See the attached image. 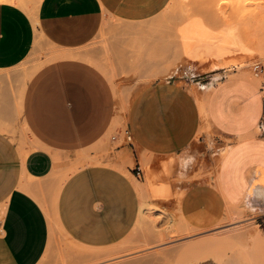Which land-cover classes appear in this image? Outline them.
I'll use <instances>...</instances> for the list:
<instances>
[{
  "label": "crops",
  "instance_id": "obj_1",
  "mask_svg": "<svg viewBox=\"0 0 264 264\" xmlns=\"http://www.w3.org/2000/svg\"><path fill=\"white\" fill-rule=\"evenodd\" d=\"M169 2L37 0L34 16L18 0L0 2V69L21 62L37 35L56 50L72 53L43 65L26 83L21 119L35 140L34 147L22 154L17 143L0 131V264L42 260L53 229L47 215L51 211L66 237L79 246L71 256L90 261L110 255L111 251L94 249L111 246L132 230L140 194L131 176L108 162L123 163L140 183L141 173L135 174L140 160L152 157V174L168 168L157 174V188L183 193L180 208L190 225L206 227L227 205L244 202L257 210L258 220L264 223V89L250 76L217 70L216 76L206 74L183 85L171 78L155 79L132 93L124 118L118 111L117 84L91 57L78 52L105 33L109 18L137 24L135 30L134 25L118 27V33L149 37L145 21ZM119 50L111 46L110 59ZM140 58L141 68H136L141 73L133 77L145 75L144 41L135 63ZM195 84L201 90L197 93L202 107L191 91ZM119 117L124 119L130 144L100 157L103 163L83 162L53 196L54 183L47 181L52 171L67 169L115 127ZM208 133L217 145L226 147L214 180L206 176L176 181L197 174L193 143L197 137L203 141ZM117 139L118 135L112 137L113 142ZM260 238V233L245 228L232 243ZM200 242L199 249L211 246L208 238ZM209 258L201 257L199 264H214Z\"/></svg>",
  "mask_w": 264,
  "mask_h": 264
},
{
  "label": "rangeland",
  "instance_id": "obj_2",
  "mask_svg": "<svg viewBox=\"0 0 264 264\" xmlns=\"http://www.w3.org/2000/svg\"><path fill=\"white\" fill-rule=\"evenodd\" d=\"M18 1L32 16L35 15L33 10L37 0H33L32 7L28 6L29 0ZM193 16H199L204 24L212 29L235 25V32L248 51L227 57L221 62H204V65L199 63V66L188 63L185 58H179L175 45L176 28ZM108 25L105 33L99 34L78 52L91 57L92 62L101 67L107 77L117 84L118 93L121 98L127 99L126 103L139 86L155 79L171 78L183 85L186 82L191 83L194 78L199 80L198 78L206 74L216 76L217 70L229 72L237 70L240 75L250 76L259 89L263 90L264 0H170L158 15L145 21L149 37L144 39L137 37L136 34H121L115 31L118 27L130 28L133 25L135 30L136 23L109 18ZM143 41L145 75L133 77L132 74L141 73L137 68L141 66L142 59L135 62L137 56L141 55ZM111 46L120 49L117 57L115 55L113 59H110L109 55ZM53 49L56 50L58 47L43 41L38 35L32 50L21 62L0 69V131L17 143L22 154H26L35 145V140L32 141L33 138L24 128L21 119L23 88L31 78L29 74L32 71L34 74L43 65L54 61L48 60L49 54L52 55L50 50ZM254 64H259L261 72L253 70ZM161 73L168 75L160 76ZM191 88L201 91L197 84ZM117 120L115 127L118 129L115 127L109 129L95 146L87 149L88 154L93 157L92 161L98 159L95 163H103L99 160H103L100 157L107 156L117 146L130 144L131 140H127L126 136L124 119ZM205 125L206 117L204 122L202 121L201 129ZM115 135H118V139L113 142L112 137ZM193 145L197 147L193 152L196 155L193 165L198 168L197 174L186 179L176 178V181H190L191 178L200 179L206 176L208 181H213L218 158L222 156L226 147L217 145L210 133L203 141L197 137ZM92 150L95 151L94 155H91ZM77 159L79 158L76 157L65 170L52 171L47 181L54 183L53 196L62 182L73 171L83 166V162ZM153 162L155 161L152 157H149L140 160V164L137 165L141 169V176L138 179L142 180V183L127 172L123 163L108 162L130 175L140 194L139 215L132 230L119 242L94 249L98 252L111 251L110 255L90 261L71 256L74 250L78 251L79 246L66 237L56 224L51 211L47 214L53 226L49 246L37 264H199L202 261L200 258L208 255L210 258L207 260L214 264H264V223L258 220L257 210H253L246 202L227 205L206 227H202L200 223L197 226L190 225L180 208L183 193L176 189L157 188V174L161 171L167 172L168 168L161 167L152 174L149 164ZM204 166L207 170L203 169ZM245 228L256 234L260 233L262 238L253 243L248 241L232 243L239 231ZM206 238L211 246L199 249L198 243H202L200 241ZM232 254L233 257L229 258Z\"/></svg>",
  "mask_w": 264,
  "mask_h": 264
},
{
  "label": "bare ground",
  "instance_id": "obj_3",
  "mask_svg": "<svg viewBox=\"0 0 264 264\" xmlns=\"http://www.w3.org/2000/svg\"><path fill=\"white\" fill-rule=\"evenodd\" d=\"M0 2H13V0H0ZM234 26L225 25L218 29H212L210 26H206L204 24V21L199 16L196 17L193 16V18H189L185 20L183 23L179 24L176 28L177 37H176L175 45L177 48V52L179 54V58L182 59L185 58L184 60L187 59L188 63L190 62L193 64H197L199 66V63L200 64L203 63L204 65L206 62H211V61L221 62L225 60L227 57H232L237 54L247 52L248 49L245 47V45H243L241 38L236 34ZM36 41L37 40H35V42ZM50 52L52 53V55L50 56L49 54L48 60H56L59 58L72 55L71 52L65 50L53 49L50 50ZM32 72L29 74L30 77L33 75ZM168 74L161 73L160 76H167ZM191 91L196 96L202 107L201 104L202 100L199 94L197 93V91L193 88H191ZM122 98L118 94L117 105H118L119 113L122 114L121 116L125 118L124 114L127 110L128 104L130 103V99L128 103H126L125 100L127 99L125 98L122 99ZM24 128L26 129L25 125ZM79 156H80L78 157L79 159H77L78 161H82V162L92 161L87 151L83 152V154Z\"/></svg>",
  "mask_w": 264,
  "mask_h": 264
},
{
  "label": "built area",
  "instance_id": "obj_4",
  "mask_svg": "<svg viewBox=\"0 0 264 264\" xmlns=\"http://www.w3.org/2000/svg\"><path fill=\"white\" fill-rule=\"evenodd\" d=\"M253 70H255V71H257V72H261V68L259 67V64H254L253 65ZM264 89V88H263ZM264 100V99H263ZM127 134V133H126ZM127 136V140H131V137H130V135H126ZM141 173V169H140V167L139 166H137L136 168H135V174L138 176L139 174Z\"/></svg>",
  "mask_w": 264,
  "mask_h": 264
}]
</instances>
